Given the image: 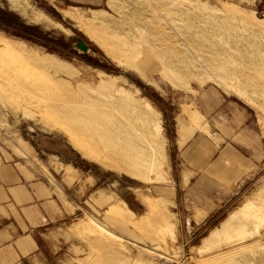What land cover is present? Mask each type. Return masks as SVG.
I'll list each match as a JSON object with an SVG mask.
<instances>
[{
	"label": "rangeland",
	"instance_id": "1",
	"mask_svg": "<svg viewBox=\"0 0 264 264\" xmlns=\"http://www.w3.org/2000/svg\"><path fill=\"white\" fill-rule=\"evenodd\" d=\"M57 4L0 0V154L71 210L64 187L88 224L45 247L40 230L31 242L14 226L24 264H264V0ZM207 89L248 112L234 162L255 173L237 183L232 164L215 167L190 195L169 167L170 136L175 120H204ZM41 148L72 164L49 172ZM231 185L242 186L232 199ZM119 193L139 210H122Z\"/></svg>",
	"mask_w": 264,
	"mask_h": 264
},
{
	"label": "crops",
	"instance_id": "2",
	"mask_svg": "<svg viewBox=\"0 0 264 264\" xmlns=\"http://www.w3.org/2000/svg\"><path fill=\"white\" fill-rule=\"evenodd\" d=\"M55 1L58 3L57 5L73 2L97 6L102 0ZM202 99L200 100V108L205 114L204 120H201L194 112L189 114V121L175 120L172 136H170L169 167L173 164L180 188H186L187 194L190 195L195 194L197 185L202 186L204 184L201 177L197 178L191 187L187 186L188 181L196 175L198 177L200 174L203 175L209 171L214 172L215 167L232 164V174L236 176L233 180H238L237 183L242 179V174L243 178L246 179L255 173L254 169L244 171V167L240 163L234 162L239 158L246 159L243 158L240 145L236 142L241 132L245 136H252V129L249 124L251 119L248 112L236 102L220 98L211 89L205 90ZM41 153L47 162L45 167L49 172L60 171L58 161L72 164L70 159H62L59 152L41 148ZM251 164L256 165V161L252 159ZM75 168L78 174L80 169L78 166ZM238 176L240 178H237ZM91 177L97 182L95 186H98L100 184L99 178L93 175ZM61 190L65 201L72 206L71 210H67L64 204L58 200L54 201L51 188L46 182L38 177L16 171L11 161L4 154H0V264L1 260L7 264H24L28 259V256H23L16 249V241L19 240L20 236L14 226L19 225L21 232L30 237V241L34 232L40 230L37 234L42 237L44 247L51 243L49 239H52L53 236L58 235L60 237L68 234L72 237L73 234L81 233L80 225L83 221L82 227L84 230L87 229V220L78 218L73 211L79 209L78 201L70 198L64 187H61ZM241 190L242 186L231 185L227 187L226 191L228 197L232 199L240 194ZM117 197L122 202V210L126 208L133 214L139 210L141 204L136 197L128 198L121 193L117 194ZM229 198L218 200L215 205L210 204L211 206L205 212V217L208 218L210 212L227 206ZM117 204V201H113L111 208L114 209L113 206ZM80 211L82 210L80 209ZM91 211L96 213L94 209ZM66 242L65 240L64 243ZM33 259L31 258L30 262Z\"/></svg>",
	"mask_w": 264,
	"mask_h": 264
},
{
	"label": "water",
	"instance_id": "3",
	"mask_svg": "<svg viewBox=\"0 0 264 264\" xmlns=\"http://www.w3.org/2000/svg\"><path fill=\"white\" fill-rule=\"evenodd\" d=\"M75 38V37H74ZM76 46L81 50V51H85L86 50V44L80 40L77 39V43Z\"/></svg>",
	"mask_w": 264,
	"mask_h": 264
},
{
	"label": "bare ground",
	"instance_id": "4",
	"mask_svg": "<svg viewBox=\"0 0 264 264\" xmlns=\"http://www.w3.org/2000/svg\"><path fill=\"white\" fill-rule=\"evenodd\" d=\"M153 146V143L149 142L148 147L151 148ZM127 170V169H126ZM114 212V211H113ZM114 214V213H113Z\"/></svg>",
	"mask_w": 264,
	"mask_h": 264
}]
</instances>
